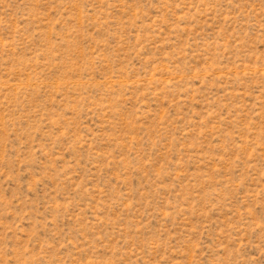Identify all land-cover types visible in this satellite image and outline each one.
Segmentation results:
<instances>
[{"label":"rangeland","instance_id":"rangeland-1","mask_svg":"<svg viewBox=\"0 0 264 264\" xmlns=\"http://www.w3.org/2000/svg\"><path fill=\"white\" fill-rule=\"evenodd\" d=\"M0 264H264V0H0Z\"/></svg>","mask_w":264,"mask_h":264}]
</instances>
